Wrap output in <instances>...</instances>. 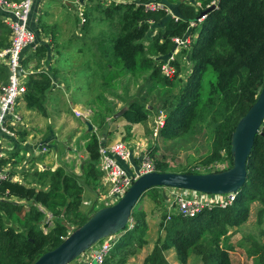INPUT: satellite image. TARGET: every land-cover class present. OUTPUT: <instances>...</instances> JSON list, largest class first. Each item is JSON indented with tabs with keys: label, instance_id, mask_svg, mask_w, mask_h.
Listing matches in <instances>:
<instances>
[{
	"label": "trees",
	"instance_id": "16d2710c",
	"mask_svg": "<svg viewBox=\"0 0 264 264\" xmlns=\"http://www.w3.org/2000/svg\"><path fill=\"white\" fill-rule=\"evenodd\" d=\"M148 1L109 0L104 4L98 0L102 20L107 22L111 33V41L101 42L99 47L110 48V56L125 71H149L148 81L166 87L178 86L175 94L161 100V109L167 111L159 129L161 137L176 135L181 128L191 130L201 122L210 127L211 149L201 161L204 171L192 168L180 172L225 170L232 165L231 134L264 83V0H197L198 7L189 0H156L168 5L178 16L177 20L165 8L147 9ZM212 1H215L214 7L205 18L190 27V22ZM84 15L82 27L86 28L89 21L86 12ZM188 32L193 35L190 47L175 55L172 62L175 74L171 78L164 76L160 66L174 49L173 38ZM7 44L0 42V47ZM33 55L43 56L44 48L37 47L29 58ZM179 55H183L181 62L185 69L186 61L190 64L184 78L179 77L183 70ZM5 69L8 75L6 66ZM208 72L212 77H207ZM37 77L42 80H36ZM49 87L50 77L45 72L28 75L24 93L27 106L45 113ZM115 112L111 111L110 116ZM149 112L145 103L133 100L119 118L129 124L141 123L148 119ZM98 119L94 121L96 129L102 132L107 125L106 117L99 114ZM86 151L88 158L82 165L81 175L59 166L36 172L33 186L10 178L0 182V264H32L86 221L89 211L83 204L84 185L90 186L98 179L95 130L90 132ZM223 161L228 162L227 167L212 169L211 163ZM153 162L155 170L168 171L164 158H154ZM246 170L245 182L227 208L204 209L193 217L172 215L167 222L162 220L160 230L164 234L157 237L142 264H169L164 253L168 249H174L180 264H187L192 255L200 257L201 264H230L227 247L223 246L229 228L247 221L251 202H259V217L264 214V120L255 134ZM159 188L152 187L146 192L156 201L165 200V195L158 193ZM48 213L52 224L44 230L42 225ZM130 219L132 227L127 229L126 225L124 233L114 242L106 264H122L125 256L135 254L146 242L144 212L134 206ZM134 242L137 245L132 248ZM251 247L257 254L256 262L251 264H264V248L260 249L256 243Z\"/></svg>",
	"mask_w": 264,
	"mask_h": 264
},
{
	"label": "rangeland",
	"instance_id": "374dc122",
	"mask_svg": "<svg viewBox=\"0 0 264 264\" xmlns=\"http://www.w3.org/2000/svg\"><path fill=\"white\" fill-rule=\"evenodd\" d=\"M86 1L84 5H80L76 0L75 4L79 5L80 9L84 10L83 12H86L87 20L89 22L86 28L83 27L79 31V34L76 32L70 38L77 44H80L83 40H85V43L83 42L84 44L81 45V50L83 52H87L90 56L86 58V66L84 65L83 68L76 71L74 74L72 72L70 76L66 77L65 82L67 85H65L62 81L57 80L55 82L53 77L49 75L50 87L47 89V91H51L49 94L47 93V96L49 95V103L51 101V108H49V112L45 110V113H39L36 111V115L39 116V120L41 122L43 121L44 123H47L45 126L43 123H41L40 132L43 133L44 127L47 130H52L55 140L53 143L56 146L55 152L53 150L52 151L54 152L55 156L60 155L62 152L69 151L68 153L71 154L69 157L70 162L65 163L63 167L70 171H73L74 168L75 170L78 169L79 163L73 164V160H76L77 158L82 159L86 149V144L90 139V132L96 130L93 128L91 131H88L84 120L82 121L75 117L72 111L73 109H82L86 110L87 112L89 111V114H91L89 122L90 124L92 123L95 125L96 128L97 124L94 121L99 120V114H104L107 125L109 122L110 126L114 127L115 123L121 121V118L118 117L119 119L116 118L113 120V115L110 116L111 111L117 112L121 108H127L131 101L140 100L145 103L150 110L147 122L143 121L140 123L141 126L145 125L146 123L148 125L144 134L146 136L149 134L154 136V132L156 131L157 133L153 137L154 140L149 142V145H147V151L149 150V155L152 160L154 161V158H164L168 164V171L180 172L192 168L204 171L203 167L201 166V161L207 154H209L211 149L210 127L206 122H201L195 124L191 130H185L183 128L178 129L176 135L168 136V138H163L160 136L159 129L161 126H157L155 124V120H165L167 115V111L161 109V100L166 97H171L173 94H175L177 92L178 86L174 85L166 87L148 81L147 76L149 75V71H136L135 73H131L130 71L123 70L121 64L118 63L115 58L110 56V48L101 49L99 47L101 42H107L109 40L111 41V33H108L107 22L102 20V15L97 5L98 0ZM99 1L103 2L104 4L106 3V0ZM54 2L59 3L60 7L63 9L62 14H65L66 11L64 7H71L72 4V2H70L63 5L61 0H54ZM169 9L172 13H174L170 7ZM66 12L68 13L70 10ZM69 18H71L73 22L71 26L75 31H77V28H79L78 15L73 11L71 15H69ZM103 39H105V41H103ZM75 50L76 48L74 50H69V56L67 58L68 62H70V60L74 57H79V54H77ZM31 51L33 50L26 52V60L29 58ZM178 58L181 62L183 55H179ZM80 61L81 60H78V62ZM40 64L41 62H38V65ZM75 65L78 67L77 60ZM106 65H109L107 67L108 69L110 68V71L106 69ZM180 66L183 70L179 73V77L184 78L187 68L185 69L186 66L183 64V62H181ZM44 71L45 73L47 72L46 70ZM47 74L49 73L47 72ZM207 77H212V73L208 72ZM36 80L41 81L42 79L37 77ZM47 96L46 99L48 100ZM23 97L24 94L21 98ZM64 100H71L73 103L72 105L78 104L80 106L79 108H76L71 105V107L69 106L68 108H61L60 104ZM95 114H97V116H95ZM155 126H157V129ZM97 132L101 131L97 129ZM151 152H153V155ZM77 162H79V160ZM211 164L212 169L214 170H221L228 166L227 161ZM165 196L167 195L165 194ZM172 196L173 191L170 193L171 199ZM154 201L156 203V208H158L159 211L160 222L162 220L165 222L163 216L166 212L165 204H167V202L160 198H158L157 201L154 199ZM256 213L257 210L253 207L248 220L245 222L244 229L241 233L235 235L233 238L235 242L237 241L240 243L233 244L231 246L230 242L228 243L226 240H224L223 246H230L233 251L240 252V254L243 255L245 248H249L253 241L264 243V216L261 223H257ZM47 216L49 218V213ZM45 223H48V226L51 225V221L47 220ZM42 227L44 230L46 229L44 225H42ZM126 228H131L129 227V222L127 223ZM136 245V242H134L131 246L133 248L136 247ZM262 247L264 248V246ZM129 256L130 255L125 256V263L129 262V260H132V257L129 258ZM193 257L194 258L192 260L187 261V264H201L200 257L194 255ZM125 263L123 262L122 264ZM134 263L137 264L138 260L137 263Z\"/></svg>",
	"mask_w": 264,
	"mask_h": 264
},
{
	"label": "crops",
	"instance_id": "0c3cea01",
	"mask_svg": "<svg viewBox=\"0 0 264 264\" xmlns=\"http://www.w3.org/2000/svg\"><path fill=\"white\" fill-rule=\"evenodd\" d=\"M61 1L63 5L72 2L71 7H64L66 11L70 10V12L67 13L65 11V14H62L63 9L60 7L59 3L54 2V0H33L28 19V27L29 29L34 31L35 40L34 43L28 45L23 50L21 64L23 68H25L31 74L45 72L44 70H46L49 73L47 74L46 72V74L48 76L50 75L51 77H53L55 82L58 80L62 81L65 85H67L65 82L66 77L70 76L72 72L74 74L76 71L83 68L86 64V58L90 56L87 52H83L81 50V45L85 43V40L81 42L82 44L80 42V44H77L75 43V41H72V39H70L71 36L74 35V33L77 32L79 34V31L83 28L82 25H79V28H77V31H75L71 26L73 22L71 18H69V15H71L73 11L75 14L78 15L79 5L75 4L76 0ZM84 3L78 4L84 5ZM10 18L11 15L0 8V42L3 44L9 41L8 21ZM40 46L44 48V55L40 56L39 58H36L33 55L31 58H28L26 60V52L33 50L31 52L36 53V48ZM75 48V51L77 52V54H79V57H74L70 60V62H68L67 58L69 56V50H74ZM76 60L78 63V67H76L75 65ZM78 60L81 61L78 62ZM38 62H41V64L38 65ZM36 68L41 70H38ZM7 77L8 75L6 73L5 66L0 64V83L6 82ZM50 91L48 90L46 92V96L47 93L49 94ZM47 97L48 100L45 98L46 103L44 102V105L45 110L49 112V108H51V101L49 103V95ZM20 98L17 100L15 110L19 114L21 120L20 122H16L12 127V130H14L12 136L2 134L3 138L0 146L2 148V151L4 152V156L3 158H1L0 163L11 180L29 186H33L35 181L34 178L36 179L34 174L36 172H43L48 169L53 170L56 167L64 166L65 163L70 162L69 157L71 154L68 153L69 151H66L62 152L58 156H55L54 152L56 146L53 143L55 142V140L53 137L52 130H47L44 127L43 133H41V123H43L44 126L47 123H44L43 121L41 122L39 120V116L36 115V111L38 112L37 109L29 108L24 97L21 99ZM72 104L73 103L71 100H64L63 102H61L60 106L61 108H68L69 106L71 107ZM72 106L79 108L80 105L74 104ZM73 110H78L81 112L86 111L82 109ZM90 117L91 114L88 117L89 121ZM79 119L83 121L82 118ZM91 125L92 128L96 129L95 125H93L92 123ZM108 126H110L109 122L108 125H106L104 131L97 132V129L95 131L96 133L103 135L106 138L107 142H111L116 139H122L129 144V146L134 151L135 155L132 154L131 161L129 164L123 161L121 162V165L126 169L128 173H132L133 170L135 168L137 169L140 165L139 153L147 149V145H149V142L154 140L153 137L155 135L153 136L152 134H149L146 136L144 134L145 129L148 126L147 123L141 126L140 123L129 124L125 120H121L118 121V123H115L114 127ZM37 144L46 145L48 151L45 153H38L34 151V146L36 147ZM87 154L88 153L85 149L82 159L77 158L76 160H73V164L79 163L78 169H73V172L78 175L82 174V165L84 161L88 158ZM78 160L79 162H77ZM96 169L98 172L97 181L91 184L90 186L84 185L83 204L85 206L86 211H89L90 206L95 204L98 194L101 193V173L97 165ZM169 190L173 191V189L170 187H160L158 189V192H161L163 195H167L165 196V202H167V204H165L166 208L169 204V201L171 202V191ZM136 207L139 210L143 211L145 214L147 231L144 235V239L146 242L142 245L140 249H137L138 251H136L135 254L129 256V258L132 257V260H129V262L126 263L124 262L125 264H135L134 262L137 263V260V264H142L144 257L149 254L152 250L157 237L159 235L164 234V231L159 229L160 219L158 208H156V203L149 193L145 192L140 197ZM253 207L257 210V223H261L264 214H262V216L260 217L258 215V209L260 207L259 202L254 201L250 203L249 215ZM47 220L50 221V215ZM244 227L245 222L239 226H233L229 228L224 240H226V242L228 243L230 242L231 246L233 244H239L240 242H235L233 238L235 237V235L241 233ZM254 243H256L260 249H262V246H264L263 242L259 243L258 241H253L252 246ZM226 247L229 253L230 264H251L255 263L257 260L256 251L254 250V248L251 247V245L249 246V248H245L243 255H241L240 252L233 251L230 246ZM164 253L169 264H180L176 258L174 249H168ZM193 258V255L190 256L188 258V261L192 260Z\"/></svg>",
	"mask_w": 264,
	"mask_h": 264
},
{
	"label": "built area",
	"instance_id": "2783aa9c",
	"mask_svg": "<svg viewBox=\"0 0 264 264\" xmlns=\"http://www.w3.org/2000/svg\"><path fill=\"white\" fill-rule=\"evenodd\" d=\"M109 0H106L108 2ZM195 7L200 6L197 0H189ZM33 0H0V8L11 15L8 21L9 41L7 46L0 47V64L5 65L8 70L7 81L0 83V145L3 135L12 136V127L16 122H20L21 118L15 110L17 100L26 92V83L28 80V71L21 64L22 52L30 44L34 43L35 33L28 27V19L31 11ZM211 4H215L212 1ZM210 4V5H211ZM162 1L150 0L145 3V7L150 10L165 8L166 12L175 20L178 19L171 12L169 6ZM208 5V6H210ZM84 10L78 8L79 25L85 22ZM206 15L197 17L196 20L190 22L193 27L196 22H200ZM193 35L188 32L182 37H174V49L168 58L161 63L160 69L164 76L171 78L176 68L172 65L175 55L182 48H189ZM187 71H190V64L186 61ZM20 67L21 75L16 76L15 69ZM76 117L88 120L89 111L81 112L73 110ZM91 113V112H90ZM157 126H163L164 120H155ZM157 126L155 128L157 129ZM155 129V130H156ZM3 134V135H2ZM156 131L154 135H156ZM98 139V161L97 167L101 173V193L98 194L95 204L90 206L89 213L96 209L114 204L117 202L130 187L132 182L141 174L153 171L154 163L147 149L140 154V165L128 173L121 165V162L130 163L132 154L135 155L129 144L122 140L116 139L107 142L106 138L96 133ZM34 151L45 153L48 148L44 144L34 146ZM4 152L0 146V160L3 158ZM208 168H211L209 166ZM9 176L4 171L0 163V182ZM173 189L171 202L167 205L165 212V222L171 219L172 215H180L183 217H193L204 209L227 208L236 199L237 192H227L223 194L203 193L188 189ZM129 227H132V219H129ZM113 236H107L93 243L89 248L83 251L79 256L68 264H106V258L109 256L113 247Z\"/></svg>",
	"mask_w": 264,
	"mask_h": 264
},
{
	"label": "water",
	"instance_id": "95a60500",
	"mask_svg": "<svg viewBox=\"0 0 264 264\" xmlns=\"http://www.w3.org/2000/svg\"><path fill=\"white\" fill-rule=\"evenodd\" d=\"M86 0H77L83 4ZM214 4L202 10L198 17L206 15ZM20 76V67L15 69ZM127 108H121L113 114L116 119ZM264 120V83L260 92L247 110L238 120L232 134L230 153L232 165L218 172L188 173L176 171L153 170L138 176L126 190L124 195L114 204L103 206L90 213L86 221L73 229L55 248L44 252L32 264H68L93 243L103 237L112 235L113 241L124 233L133 207L140 197L152 187H170L188 189L210 194L237 192L247 177L246 161L251 151L254 137ZM87 130L91 131L89 120H84ZM48 223L44 224L46 228Z\"/></svg>",
	"mask_w": 264,
	"mask_h": 264
}]
</instances>
